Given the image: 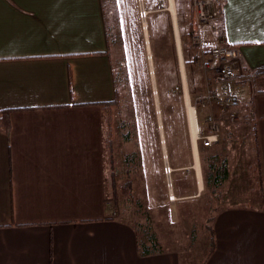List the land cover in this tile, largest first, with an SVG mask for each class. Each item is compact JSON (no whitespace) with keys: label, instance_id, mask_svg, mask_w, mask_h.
Here are the masks:
<instances>
[{"label":"crops","instance_id":"0c3cea01","mask_svg":"<svg viewBox=\"0 0 264 264\" xmlns=\"http://www.w3.org/2000/svg\"><path fill=\"white\" fill-rule=\"evenodd\" d=\"M217 16L201 40L212 47L222 37L238 50L242 74L228 85L243 124L255 126L262 179L264 0H224ZM99 52H107L101 0H0V117L8 119L0 125V264H264V199L218 211L212 248L193 258L182 249L138 254L132 225L112 217L103 196L100 104L116 86Z\"/></svg>","mask_w":264,"mask_h":264},{"label":"rangeland","instance_id":"374dc122","mask_svg":"<svg viewBox=\"0 0 264 264\" xmlns=\"http://www.w3.org/2000/svg\"><path fill=\"white\" fill-rule=\"evenodd\" d=\"M173 2L187 94L189 101L193 102L201 91H205L202 62L207 63V56L201 58L199 50L191 43L192 26L189 28V24L194 23L193 0ZM103 4L105 25L109 39H112L108 54L114 74H118L120 79L116 86L119 93L118 117L115 116L113 125L114 137H118L115 143L118 165L122 156L135 154L134 162L128 164L131 187L127 198L131 196V201L126 212H121L112 196L111 169L104 160V186L109 185L103 188L105 204L112 217L130 224L145 222L148 216L163 250L182 249L193 258L204 246L207 250V228L218 211L228 206L258 205L264 199V185L260 191L247 171L253 159L254 145L249 126L243 124L244 110L242 108L243 115L241 113L236 123L221 129V141L214 147L227 157L229 167V177L219 197L204 186L206 163L200 143L196 142L202 184L200 190L169 0H104ZM141 9L147 13L143 20L139 15ZM216 18L219 20L220 17ZM143 21L146 24L151 68ZM209 25L200 27V37L201 29ZM204 47L207 49V46ZM151 69L153 79L149 74ZM206 73L209 76V71ZM153 88H156L155 95ZM207 112L198 113L199 125L203 126L202 120ZM86 117L78 115V120L83 121ZM92 119L97 120V116ZM119 124L123 125L122 128L117 127ZM126 133L128 139L125 141L123 135ZM103 153L105 155V151ZM167 167L170 168L169 176L164 173ZM171 193L175 200H172ZM193 232L196 240L192 242Z\"/></svg>","mask_w":264,"mask_h":264},{"label":"trees","instance_id":"16d2710c","mask_svg":"<svg viewBox=\"0 0 264 264\" xmlns=\"http://www.w3.org/2000/svg\"><path fill=\"white\" fill-rule=\"evenodd\" d=\"M104 0H101L103 19L105 22V11H104ZM147 16V15H146ZM192 24H189V28H191ZM111 39V38H110ZM109 39V34L106 28V40H107V52H99L96 54H104L109 53L108 49L111 48L112 39ZM110 51V50H109ZM186 51V47L183 48V52ZM109 56V54H108ZM111 61V58L109 56ZM112 64V63H111ZM112 67V65H111ZM113 78L115 82V86L118 87L119 84V76L118 74H114ZM118 92L115 90V97L112 101L101 103L100 108L102 111V119L104 124V148H105V158L107 163L110 165V184L112 196L116 200L117 206L121 210V212H126L128 210L129 201H131V196L127 198L130 194L131 180H130V168L128 164L134 162L135 154H130L126 156H122L121 163L118 165L119 161L116 158L115 152V143L118 140V137H114L113 125L116 121V117H118L119 110V99ZM118 119V118H117ZM8 119L5 115L0 117V125L6 130L8 128ZM122 124H119L117 127L122 128ZM224 127V126H223ZM249 133L251 136L253 147V159L249 163L247 167L248 175L253 178L256 183V186L261 191L262 190V179H261V163L259 157V150L257 148V139L254 124H251L249 127ZM128 139V134L123 135V140ZM201 152L203 156V160L206 163V170L203 173L204 186L210 188L212 194L219 197L221 195V190L228 180L229 177V167H228V159L225 155L222 154L218 149L213 147H205L201 142ZM117 164V165H116ZM137 238V251L140 256H149L157 253L163 252V248L160 245L156 234L152 230L149 217H145V222H134L131 224ZM209 232V227L207 228ZM192 242L196 240V236L194 232L191 235ZM212 237H209V250L212 248Z\"/></svg>","mask_w":264,"mask_h":264},{"label":"built area","instance_id":"2783aa9c","mask_svg":"<svg viewBox=\"0 0 264 264\" xmlns=\"http://www.w3.org/2000/svg\"><path fill=\"white\" fill-rule=\"evenodd\" d=\"M223 2L224 0H193L192 2L194 23L190 31L191 43L199 50L201 58L208 55L215 62L212 68L214 77L206 76L205 91L197 95L193 102L189 101L196 121V142H201L203 146L209 148L220 143L223 126L236 123L241 116L239 98L228 85L242 74V64L237 48L227 46L225 39L220 37L216 45L206 49L200 37V27L217 17ZM139 15L143 20L146 12L141 9ZM202 69L205 73L208 72L209 63L202 62ZM204 111L208 112L201 126L198 113L202 114ZM164 173L169 176L170 168H165Z\"/></svg>","mask_w":264,"mask_h":264},{"label":"bare ground","instance_id":"6f19581e","mask_svg":"<svg viewBox=\"0 0 264 264\" xmlns=\"http://www.w3.org/2000/svg\"><path fill=\"white\" fill-rule=\"evenodd\" d=\"M145 11V10H143ZM169 11L172 15L173 18V28H174V35H175V39H176V45H177V51H178V57H179V61H180V69H181V76H182V80H183V90H184V94H185V102H186V107H187V115H188V122H189V130H190V137H191V144H192V148H193V154H194V164H195V170L197 173V179H198V183H199V187L201 188L202 184H201V176H200V168H199V161H198V156H197V149H196V121H195V116H194V112L193 109L191 108V106L189 105V99L187 96V89H186V85H185V74H184V68H183V62H182V56H181V51H180V44H179V36H178V29H177V23H176V17H175V7H174V3L173 0H169ZM147 15V13H146ZM144 23V22H143ZM143 30L144 33H146L145 31V27L143 26ZM147 35V33L145 34V36ZM145 45L147 48V52L149 53V46H148V39L147 36L145 37ZM148 53H147V59H151V56L149 55L148 58ZM151 68V66H150ZM150 76L153 74V71L151 69V71L149 70ZM153 77V75H152ZM151 77V78H152ZM153 93L154 95L156 94V88H153ZM162 142L161 144L163 145V139H161ZM164 155V153H163ZM164 158H166L164 156ZM201 190V189H200ZM173 199L175 200L173 194H171Z\"/></svg>","mask_w":264,"mask_h":264},{"label":"water","instance_id":"95a60500","mask_svg":"<svg viewBox=\"0 0 264 264\" xmlns=\"http://www.w3.org/2000/svg\"><path fill=\"white\" fill-rule=\"evenodd\" d=\"M138 2H140V0H138ZM142 24H143V22H142ZM147 36V35H146ZM145 36V37H146ZM148 53V52H147ZM149 60V59H148ZM149 66H151V61L149 60ZM152 67V66H151ZM150 74V73H149ZM153 75V74H152ZM152 75L150 76V77H152ZM151 79H153V77L151 78ZM159 129H161V127H159ZM163 153H164V151H163ZM167 182H168V187H169V189H170V184H169V181H168V179H167Z\"/></svg>","mask_w":264,"mask_h":264}]
</instances>
